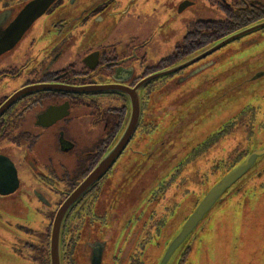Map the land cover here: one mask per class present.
Listing matches in <instances>:
<instances>
[{
    "label": "flooded vegetation",
    "instance_id": "af4514ba",
    "mask_svg": "<svg viewBox=\"0 0 264 264\" xmlns=\"http://www.w3.org/2000/svg\"><path fill=\"white\" fill-rule=\"evenodd\" d=\"M31 1L0 0V201L1 198L14 195L19 189L26 195L19 199H6L23 201L25 209L21 206L23 209L12 213V210L2 208L5 216L13 215L17 221L0 219V229L7 235L2 239L7 250H1L0 264H50V232L56 212L97 165L127 117L129 100L120 90H132L146 77L188 58L183 56L172 64L161 66L163 59L177 56H174V52L180 51L177 48L182 43L175 46L169 55L157 58L160 45L154 48L153 43L156 37L157 43L162 42L158 38L164 27L162 25L154 26L146 39L144 34L134 31L125 32V39L116 36L122 33L120 26L128 17H140L139 3L135 4V0H53L16 39L13 24L21 10ZM231 1L218 0L216 3L224 17L228 10L240 12L248 8L254 12L259 5H264V0ZM110 5L113 9L107 12V18L99 16ZM191 5L192 2L185 1L179 5L177 12ZM201 21L210 20L195 21L185 34L193 29L196 22ZM164 29L165 41L169 42L174 31L171 25ZM154 57L157 58L155 61L152 60ZM188 67L190 65L163 77L181 73ZM158 78L143 84L138 90L139 119L129 142L105 173L67 210L60 235L63 264H91L94 249H101L105 261L107 252H111L109 256L113 254L112 235L107 230H117L114 228L117 214H113L112 206L117 205V201H123V188H118L121 183L119 177L125 175L127 165L141 155L137 149L130 151L131 157H126L127 146L136 137L144 135L151 140L160 131V122L153 121L151 106H146L147 98L156 88L153 82ZM145 111L148 114L147 124H144L143 119ZM258 114L263 115L262 122ZM238 123L245 125L247 145H251L252 135L264 128V107H245L216 133L207 136L204 145L203 142L199 144L190 159L202 155L203 149L209 145H217L220 138ZM249 149L246 147L226 162L215 161L209 166L211 174L214 176L221 169L222 176ZM5 162L12 165L16 182L4 184L1 181L2 174L12 181L11 167L4 165ZM186 162L189 161L181 162L178 164L180 167L174 166L169 178L150 193L145 201L153 209L147 215L143 214L144 209L132 215L130 222L134 223L146 218L138 222L136 231H132L128 239L122 240L120 252L110 257L109 264H151L150 260H144L145 245L151 239L158 238L160 227L171 215L153 222L157 201L166 191L164 187L167 188L175 180ZM199 167L196 175L198 177V172H201V176L196 181L197 185L206 180L200 171L203 166ZM112 171L115 172L116 180L113 190L120 191L116 195L113 190H107L112 189L111 186L107 188ZM29 201L36 203L34 211L27 208ZM32 212L39 218L36 226L31 223ZM148 219L155 224L150 228L147 238L142 237L136 245L140 233L144 232V220L146 223ZM125 227L128 228V222ZM165 233L169 240L171 231ZM192 243L185 244L175 264H192ZM37 246L40 248L38 257L34 256L37 255Z\"/></svg>",
    "mask_w": 264,
    "mask_h": 264
},
{
    "label": "rangeland",
    "instance_id": "374dc122",
    "mask_svg": "<svg viewBox=\"0 0 264 264\" xmlns=\"http://www.w3.org/2000/svg\"><path fill=\"white\" fill-rule=\"evenodd\" d=\"M185 1L192 2V5L178 13L177 8ZM217 1L135 0V4L139 3L140 17L137 19L128 17L126 22L120 26L122 33L116 36L119 39H125L127 36L125 32L134 31L141 35L144 34L146 39L154 26L162 25L164 27L158 37L162 42L157 43L156 37L153 44H155L154 48H158L160 45V53L157 58H163L172 53L175 46L180 45L185 32L195 21L224 19V13L216 5ZM226 1L232 2L231 0ZM111 6L104 9L99 16L107 18V12H112L113 6ZM170 25L174 31L173 38L166 42L164 28ZM157 58L152 60L155 61ZM217 73L219 74L216 75ZM257 73H264V29L254 31L228 43L208 57L190 65L181 73L161 77L153 82L156 88L147 98L146 106H151L153 121L160 122V131L156 136L152 134L154 138L151 140L142 135L136 137L127 146L126 157H131V150L139 149L140 153H146L149 151L146 150V145H149L153 140L155 144L151 148V158L145 159L144 156L139 155L140 158H136L133 163L127 165L126 174L119 177L121 183L118 188H123L121 194L123 201H117V205L113 204L112 206L113 214L114 212L117 214L114 226L117 230H107L112 235L113 254L116 255L120 252L123 245L122 240L128 239V235L132 231H136L137 225L146 218L145 216L138 221L139 223H134L130 222L132 215H137L143 209V214L147 215L153 208L145 200L161 182L169 178L172 168L165 171L167 167L162 166L165 165V161L161 160L159 156L171 157L167 165L181 157L178 164L184 163V161L189 162H186L179 170L175 180L170 182L167 188L164 187L166 191L157 201V213L152 218L153 222L171 215L160 227L157 233L158 238L151 239L145 245L144 260L145 262L150 260L151 264L156 262L157 255L161 253L167 243L168 237L165 232L171 231L170 235L177 232L197 202L196 200L200 199L203 192L220 179L221 169H218L213 176L209 166L217 160L226 162L228 159H233L234 155H238L246 147H259L264 143L263 128L262 131H257L252 135V143L248 146L245 136L246 127L238 123L232 126L223 138H220L217 145L213 147L209 145L203 149L202 155L199 154L197 158L195 155L193 159H190L198 145L201 144V140L203 145L206 142L205 134L216 133L225 122L230 121V117H236L248 105L264 107V74L259 79L251 81V78ZM204 76H208V78L195 81ZM238 77L242 81V85L239 89L234 90L236 93L234 96L229 99L219 98L217 100L215 98V103L208 104V106L206 103L204 104L208 95L216 97L225 82ZM209 79L211 80L208 81ZM199 107L202 113L198 111ZM147 116V111H145L144 124H147ZM208 117H211V129H209L210 124L204 123L205 118ZM258 117L262 122L263 115L259 116L258 114ZM196 129V132L200 133L197 138L192 136ZM155 163L160 171L152 170ZM260 164L263 167L254 171L222 204L217 205L191 235L188 243L193 241L192 264H264V160ZM199 166H203L200 171L206 180L203 181V184L200 182L197 185L196 181L201 176V172H198V177L196 175ZM115 181V172L112 171L107 180V183L110 184L107 185V188L111 186L112 189L107 190L111 191L115 188ZM119 193V190H113L114 195ZM19 197H26L25 192L21 189L10 197L1 198L0 219L2 221H17L12 217L13 215L6 214L5 216L2 208L10 209L12 213L25 209L23 201H6V199L13 200L19 199ZM190 197L194 201H191ZM29 203L27 208L29 211H34L36 203L33 201H29ZM32 214L31 223L36 226L38 225L36 221L39 218L35 212ZM14 216L18 217V215ZM126 219L128 221H125ZM149 219L146 223L144 220L146 227L144 226V232L140 233L141 237L136 245L142 237L147 238L150 228L155 224ZM127 222L128 228L125 227ZM5 237L7 235L0 229V252L7 250L2 241ZM110 249L109 246L108 250ZM39 252L40 248L37 246V255L34 254V256L38 257ZM110 253L107 252L108 258L106 261L104 259L102 264L110 263V257L113 255L109 256Z\"/></svg>",
    "mask_w": 264,
    "mask_h": 264
},
{
    "label": "water",
    "instance_id": "95a60500",
    "mask_svg": "<svg viewBox=\"0 0 264 264\" xmlns=\"http://www.w3.org/2000/svg\"><path fill=\"white\" fill-rule=\"evenodd\" d=\"M53 0H33L25 5V7L18 14L15 24H13V29H16V39L19 35L24 32V30L38 17L40 16L44 10L51 4ZM16 27V28H15ZM264 28V20L257 22L247 28L238 30L221 40L212 43L211 45L205 47L201 51L189 56L184 61L171 66L170 68L160 71L152 76L146 77L142 81H140L132 90L125 88L121 89L120 92L125 94L128 97V113L125 121L123 122L120 130L108 146L107 150L104 152L97 165L93 168V170L84 178V180L71 192V194L67 197V199L61 204L56 215L53 219V223L51 226L50 232V241H49V263L50 264H63L62 261V251L60 246V235L61 228L63 224V220L65 218V214L70 206L75 202V200L86 190L88 189L96 180H98L105 171L111 166L116 157L120 154V152L124 149L126 144L129 142L139 119V88L146 84L147 82L153 80L154 78L163 77L169 75L177 70H180L186 66L194 64L195 62L203 59L209 54L215 52L221 47L227 45L228 43L235 41L247 34H250L254 31L260 30ZM15 32V30H14ZM15 40V39H14ZM217 73L216 75H218ZM264 73H257L252 78L251 81H255L259 79ZM215 75V76H216ZM213 77V76H212ZM211 77V78H212ZM208 78V77H207ZM204 80L202 77L198 78L195 81ZM209 79L208 81H210ZM249 82V81H248ZM242 85V81L240 78H235L234 80H230L225 82L220 87V93L216 92L218 95L214 97L213 95H208L204 104L206 106L208 104L215 103V98L217 100L219 98L229 99L234 96V90L236 88H240ZM110 89V88H107ZM118 90V89H117ZM214 100V101H213ZM198 111L202 110L200 107ZM230 117L229 119H231ZM211 117L205 118L204 123L210 124L209 129H211ZM224 120V119H222ZM227 123V122H225ZM197 129L193 132L192 136L198 137L200 133L196 132ZM211 133H207L204 136H209ZM202 143V140L201 142ZM155 146L154 140L151 141L149 145H147L146 153H141V156H144L145 159L151 158V148ZM191 148L189 149V151ZM188 151V152H189ZM159 158L165 161V165H162L164 168L167 167L165 171L169 168H173L176 166L181 158L176 159L174 162L167 165V162L171 160L170 156L164 155V157ZM264 160V143L259 147L255 146L250 148L248 153L238 161L229 171L223 174L218 181L210 186L206 191L203 192V195L200 197L199 201H197L184 220V223L179 227L177 232H174L173 235L168 240L167 245L162 250L159 258L157 259L156 264H175L179 255L181 254L185 244L191 238V235L195 232V230L199 227L202 221L210 214V212L217 206L220 205L226 200L254 171L262 168L260 163ZM4 165H8L11 167V176L12 181L5 175L2 174L1 181H4V184L9 182H16L15 171L10 163H3ZM152 170L160 171L157 166V163L152 166ZM15 184V183H14ZM13 187V186H12ZM2 193H6L9 191H1ZM112 242V246H113ZM104 253V252H103ZM102 251L93 250L91 264H101L102 262Z\"/></svg>",
    "mask_w": 264,
    "mask_h": 264
},
{
    "label": "trees",
    "instance_id": "16d2710c",
    "mask_svg": "<svg viewBox=\"0 0 264 264\" xmlns=\"http://www.w3.org/2000/svg\"><path fill=\"white\" fill-rule=\"evenodd\" d=\"M262 18H264V5H259L254 12L248 8L240 12L228 10L223 20L196 22L193 29L183 37L180 47L177 48L180 51L174 52V56H177L171 59L169 57L163 59L161 66L172 64L183 56L189 57L211 45L217 39L226 37L242 27L262 20ZM181 51H184V53L180 54Z\"/></svg>",
    "mask_w": 264,
    "mask_h": 264
}]
</instances>
